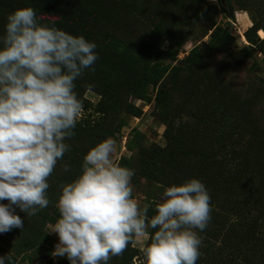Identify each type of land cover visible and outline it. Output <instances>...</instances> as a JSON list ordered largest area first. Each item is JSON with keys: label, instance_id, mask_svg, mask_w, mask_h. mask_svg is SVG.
<instances>
[{"label": "trees", "instance_id": "16d2710c", "mask_svg": "<svg viewBox=\"0 0 264 264\" xmlns=\"http://www.w3.org/2000/svg\"><path fill=\"white\" fill-rule=\"evenodd\" d=\"M150 1L156 0H0V35L10 12L32 7L41 24H54L96 43L98 59L76 80L75 92L82 102L87 88L98 91L105 114L102 123L76 124L74 135L66 139L70 151L48 178V207L30 217L17 208L23 229L0 234V256H10L11 264L16 255L27 252L48 254L47 225L59 218L56 202L61 186L79 175L87 151L112 132L114 119L124 110L126 85L139 76L140 82L156 86L169 69L158 58L149 62L145 58L149 51H158L159 31L168 23L155 22V28L131 43L121 39L129 12L136 11L144 21L158 17ZM240 4L256 15L253 32L264 29V0H240ZM227 38L217 27L210 42L193 48L158 86V104L167 110L168 122L167 144L158 149L160 180L173 185L198 178L210 194L211 219L199 232L201 255L196 264H264V132L251 115L243 118L228 102L225 82L201 71L205 49L221 46ZM125 54L141 60L142 70L124 60ZM64 165L69 171L63 170ZM59 264L69 261L64 258Z\"/></svg>", "mask_w": 264, "mask_h": 264}, {"label": "clouds", "instance_id": "9594fccd", "mask_svg": "<svg viewBox=\"0 0 264 264\" xmlns=\"http://www.w3.org/2000/svg\"><path fill=\"white\" fill-rule=\"evenodd\" d=\"M96 48L82 35L41 24L32 7L7 15L0 35V234L23 229L17 208L30 217L48 207V178L70 151L65 141L82 113L75 82L97 61ZM116 151L111 137L97 142L79 175L61 186L59 218L48 231L58 236L52 256L69 264H108L151 229L142 249L145 264H196L199 232L212 211L203 182L158 185L162 197L149 218V205L133 197L134 170L114 161ZM0 264H11V257L0 256Z\"/></svg>", "mask_w": 264, "mask_h": 264}, {"label": "rangeland", "instance_id": "374dc122", "mask_svg": "<svg viewBox=\"0 0 264 264\" xmlns=\"http://www.w3.org/2000/svg\"><path fill=\"white\" fill-rule=\"evenodd\" d=\"M149 3L158 17L154 15L155 20L144 21L136 11L129 12L121 39L131 43L155 28V22L168 23L159 31L158 51H149L145 58L148 62L158 58L169 69L156 86L140 82L139 76L126 85L129 93L124 110L114 119L112 132L107 137L116 141L114 161L134 170L133 197L141 206L149 205L150 218L155 213V204L162 197L163 188L158 185L171 186L160 180L163 177L160 175L158 149L167 144L168 122L167 110L158 104V86L179 60L193 48L208 44L212 32L220 27L228 38L221 46L205 49L201 71L212 72L225 82L228 102L240 110L243 118L251 115L257 121L259 131L264 132V29L253 32L256 15L245 9L240 0H156ZM134 16L138 17L135 21ZM160 17L162 22L158 19ZM123 59L142 70L141 60L127 54ZM82 98V113L77 124L102 123L105 118L99 104L102 95L87 88ZM108 119L112 121L113 118L110 115ZM56 221L47 225L49 237L45 249L48 254L31 251L16 255L14 264H59L66 258L52 256L58 236L48 231ZM152 231L149 229L143 238H133L124 252L111 257L108 264H145L142 249L150 244Z\"/></svg>", "mask_w": 264, "mask_h": 264}]
</instances>
